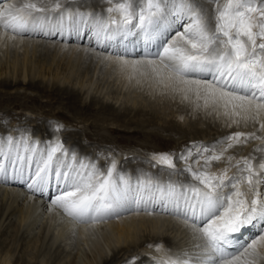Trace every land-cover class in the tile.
Listing matches in <instances>:
<instances>
[{
	"label": "snow or ice",
	"instance_id": "snow-or-ice-1",
	"mask_svg": "<svg viewBox=\"0 0 264 264\" xmlns=\"http://www.w3.org/2000/svg\"><path fill=\"white\" fill-rule=\"evenodd\" d=\"M105 11H81L88 0H0V29L16 36L38 34L46 38L65 33L88 36L96 48L86 53L112 57L122 68L149 73L165 88L204 95L259 123L264 132V0H105ZM117 14V15H114ZM142 35L145 45L157 43L154 53L129 59L112 51L120 38ZM238 110V111H237ZM227 114V113H226ZM18 130V129H17ZM57 125L55 133L66 131ZM256 131H235L211 145L186 148L176 161L171 154L154 156L169 176L189 174L191 182L167 184L151 177L137 178L117 171L112 160L106 171L80 157L62 140L44 144L28 135L0 133V178L25 185L27 191L48 196L51 206L76 222L96 221L118 214L128 203L137 211L158 210L190 225L196 254L182 253L156 264H253L259 240L240 243L236 236L259 221L264 227V148L255 156L235 159L229 149L261 140ZM210 151V149H217ZM198 165L193 168L192 163ZM226 161L218 172L207 171L213 162ZM230 169H235L229 174ZM194 182V183H193ZM51 194V195H50ZM246 245V246H245ZM231 249V250H230ZM159 250V249H158Z\"/></svg>",
	"mask_w": 264,
	"mask_h": 264
},
{
	"label": "bare ground",
	"instance_id": "bare-ground-1",
	"mask_svg": "<svg viewBox=\"0 0 264 264\" xmlns=\"http://www.w3.org/2000/svg\"><path fill=\"white\" fill-rule=\"evenodd\" d=\"M92 1L99 3L103 0ZM7 2H14V0H7ZM0 7H3L2 3H0ZM84 11L87 12L88 9ZM104 11L106 14L105 9ZM31 36L33 37H27L25 35L12 38L10 31L0 29V75L2 73L3 75L8 74L7 77L13 75L11 77V79L13 78L12 81H10L11 79L8 81L6 77L0 79V86L8 89L19 86L36 89L50 100L55 99L54 101L60 103H64L61 100L63 94H65L67 101H65L64 106L68 109L70 108L75 115L84 116L88 115L87 112L91 111V103L94 101L89 96V88L92 89L91 85L95 83L93 73L97 70L107 75L109 82L113 83L112 85L115 88H113L114 92L122 93V95L115 97V102H120L118 104L124 109L123 115L128 116L127 111H129V114L136 112L138 115H144L141 107L142 105H146V103L151 106H158L163 110L178 112L177 123L179 125L170 123L162 129L163 131L174 132L175 135L184 138L182 143L190 140L197 142L204 136L218 139L224 137L231 131H256L257 135L264 136V132H261L257 127L259 123L251 119L245 121L243 113L233 115L231 108L226 110L222 103L214 102L211 99H208L207 106H205L203 93H201L199 100L196 98L194 91L188 94V100H183V93L174 92L170 88L163 87L150 73L148 75H141L140 72L133 73L131 69L122 68L119 64L115 63L112 57L104 59L98 55L89 56L86 53V49L96 48V45L95 41L90 40L87 35L77 37L75 33H65L63 37L56 35L51 38H46L38 34H32ZM49 39H53L54 41ZM150 45H152L151 49ZM156 50L157 43L145 45L142 35L130 36L127 39L120 38L113 42L112 48V51L126 54L129 59H142L146 52L154 53ZM101 51L104 50L96 48L97 53ZM104 55L108 56V52L104 51ZM37 78L40 79L39 82L35 81ZM86 98L89 100V104L84 103V105H80V102H87ZM0 103H2V100H0ZM101 103L106 104L107 107L105 100L102 99ZM111 109L114 110L112 107ZM108 111L109 109L105 108L100 111L101 113L98 112V115L95 114L92 116L96 121L108 120L109 117L116 121L121 120L122 114H115V112ZM7 113V116L16 119L15 115ZM197 117H200L201 121L204 120L205 124V118H207L209 120L208 123L210 122L214 126L212 129L214 133H209L207 130L206 134L205 129L199 128L193 136H190V133L186 130L187 126L184 125L185 121L187 118H195L196 120ZM249 122H254L256 127H247L246 124H249ZM204 123H202V126ZM25 125H29V123H24L23 127ZM42 125L48 135V140L44 144L54 141L56 139L54 133L55 125L49 122L42 123ZM4 126H9V124L4 123ZM26 128L27 130L25 131L37 134L36 131L39 129V126ZM25 131L18 135H28L31 138L32 133H25ZM145 135L153 139L156 138V140L161 142H166L165 139L160 138L156 134L146 133ZM68 136H74V134L67 132L64 138H68ZM35 138L37 137H32L31 139L36 141L34 140ZM101 138L104 139V136H101ZM262 140L264 139L256 141L263 144L264 141ZM78 141L76 140L77 144ZM256 141L255 143H257ZM101 153L102 150H99V154ZM151 153L146 152V156L142 157L150 167L147 171H143L144 168L141 166V162H135L134 160V163H129L127 167L139 171L141 175L151 177L154 181L167 184L171 181V176H169L166 166L156 165V160L148 156L152 155L151 157L154 158L158 154H167V152H162L158 149L153 150ZM118 157L121 156L116 157L111 154L107 158V161H100L99 166L106 171V167L111 164L112 160H115L116 163L119 161ZM242 157L236 155L233 164L236 159ZM122 166L118 164V167ZM224 167L223 165L210 167V172H218ZM230 171L233 170L230 169ZM0 184H2L0 185V237H7L9 232V236L12 237L8 242H6L7 239L5 238L4 240L0 239V264H115L128 252L129 254L127 256L129 258L141 253L144 256L141 258L143 263L156 264L157 261L169 257L175 258V256L187 253L188 249L193 248L190 245V248H186L187 246L184 247L185 242L180 244L178 242L176 244V241L173 242L170 238L166 239L162 236L163 231L168 228H173L178 232L187 230V232L192 233V231L190 225L186 224L183 219L163 213L158 208L149 214L142 209L137 211L134 203L130 202L124 208L120 209L118 214L96 221L76 222L67 217L61 210L51 206L48 196L41 197L38 194L33 195L28 191L24 192L23 189L27 188L24 187L25 185H20L18 181L0 178ZM44 203H46L47 207L45 211L41 212L40 207ZM13 218L14 222L12 223ZM6 223H10V228L8 227L7 231L1 230L2 225ZM35 228H37V231H35ZM262 234H264V227L261 226L259 221H254L251 225L243 228L242 232L236 236V239L240 243L245 241L251 243L253 239L259 240V236ZM145 236L148 238L144 240ZM79 240L81 242L83 241L91 251L92 259L90 261L83 257V254H78L80 252L72 253L68 249L71 246L73 247ZM152 240L155 241L153 242ZM197 241L190 242L192 244ZM18 245L21 247L20 251L22 250L25 257L14 259V251ZM166 245H168V248ZM53 246L55 248L58 246L57 248L59 249L60 247L62 250L67 248L69 251L63 255V258L53 257L49 260L47 254ZM107 252L110 255L114 253V255L112 257L110 255L107 256ZM121 252L122 255L120 256ZM196 253L194 252V254ZM249 260L253 264H264V244L257 245L256 254L249 257Z\"/></svg>",
	"mask_w": 264,
	"mask_h": 264
},
{
	"label": "rangeland",
	"instance_id": "rangeland-1",
	"mask_svg": "<svg viewBox=\"0 0 264 264\" xmlns=\"http://www.w3.org/2000/svg\"><path fill=\"white\" fill-rule=\"evenodd\" d=\"M108 6L110 5H108L105 2V0L99 3L93 2L92 0L91 1L88 0L87 6L81 8L80 10L84 11L88 9V11H98L99 12V11H104V9L106 10ZM27 37H33V36L27 35ZM49 40L54 41L53 39H49ZM7 75H3L2 73L0 75V79H4V77H6V79L9 81V79L13 77V75L12 76L10 75L8 77ZM12 79L10 81H12ZM93 79L95 83L91 85L92 89L89 88L90 89L89 96H91L94 101H92L91 103V111L87 112L88 115H84V116L75 115L74 112L70 110V108L68 109L67 107L64 106L65 101H67L65 99V94H63L62 100H61L64 103H60L58 101H54L55 99L50 100L48 97H45L42 93H40L36 89L25 88V86H19L17 88L8 89V88H4L0 86V100H2V103H0V124H2L3 122L6 124L7 123L9 124V126H4V123L0 125V133L10 134L13 137H18L20 136L18 135L19 133L27 130L26 127L39 126L40 130L38 129L36 131L37 134H33L32 132L31 134L29 133V131H25V133L31 134L32 137H37L34 140L42 141L44 143L46 142V140H48V137H47L48 135H47V132L42 127L43 126L42 123L45 124L49 122V123L54 124L55 127L58 124L63 125L67 128L66 131H63L61 133H55V132L54 133H55L56 138L59 137L62 140L65 148L72 149V151L77 153L80 157L83 156V158H85L86 160H91L92 162L98 165L100 161L101 162L107 161L108 160L107 158H109L111 154H113L116 157L121 156V157H118L119 161H117V171L121 172L122 174L125 173L124 174L125 176L133 177L132 180L134 181H132V183L134 184V186H135V181L137 178H146V176L141 175L139 171L132 170L128 168L127 166L129 165V163H134V161L139 162V163L141 162L140 164H142L141 166H143L144 168L143 171H147V169L150 167L145 162V160L142 159L143 156H146L145 154L146 152L152 154L151 152L153 150L160 149V151L167 152V154H171L173 155V157L174 156L176 157L181 152H183L186 148H192V151L196 152V149L192 147L193 145H211L214 141L219 139V138L214 139L213 137L204 136L201 138L200 141H197L198 143L196 141L193 142L192 140L186 143H182L184 138H181L178 135H175L174 132L163 131L162 129L163 127H166L170 123L171 124L175 123L174 125H177V126L179 125L177 123L178 122L177 121L178 112H174L173 110H168V111L163 110L162 108L158 106H151V105H148L147 103L146 105H142L141 107L144 115H138L136 114V112L134 113L132 112L133 114L132 113L129 114V111H127L128 116H125L123 115L124 109H122L121 106L119 105L120 102H115V97L122 95V93L114 92L115 88L112 85L113 83L109 82V78L107 77V75L103 74L102 71L96 70L93 73ZM39 80L40 79L37 78L35 81L39 82ZM87 98H86L87 102H80V105H84V103L89 104V100H87ZM102 99L107 102V107H106V104L101 103ZM111 107L115 111L112 110ZM105 108L109 109L108 112H115V114H122L123 116H121V120L116 121V120L110 119L109 117L108 120L106 119L102 121H99V120L96 121L92 115H95V114L98 115L99 114L98 112L102 111V109H105ZM58 111L62 115L59 114ZM6 112H8L7 114L10 113V114L15 115L16 119L7 116ZM66 117H68L69 119ZM191 119L193 120L191 121ZM197 119L198 121H196ZM197 119L195 120V118H190V119L187 118V120L185 121L184 125L187 126V128H189L187 129L185 127L186 130L190 133V136H193L195 134V131H197V129L199 128L205 129L206 134H207V130L209 133L210 132L214 133V131H212L214 126L211 125L210 122L208 123L209 120L207 118H205L206 124L204 123V120L201 121L200 117H197ZM79 121H83V122H79ZM24 123L25 124L29 123V125H25L23 127ZM202 123H204L203 126H202ZM190 125H194V126H190ZM246 125L247 127H251V128L256 127V124L254 122H249V124L247 123ZM206 126H208L207 127L208 129L206 128ZM195 127L196 129H194ZM257 127L259 128V125H257ZM210 128H211V131H210ZM67 132L74 134V136H68V138H64V135ZM233 132L235 131H231L227 135ZM146 133L156 134L160 138L165 139L166 142L164 143L159 140H156V138L153 139L150 136H146L145 135ZM101 136H104V139H102ZM76 140L78 141V144ZM255 141L256 140H251V142L248 141V143L246 144L237 145L235 148L229 149V152L226 155L231 154L234 157L236 155H240L243 157L255 156L256 160L254 161V163H257V161L258 162L260 161L261 153L255 152L254 150L257 148H264V143L263 144L258 143L257 141H256L257 143H255ZM99 150H102L101 154H99ZM213 150H216V149H210V151H213ZM217 151H218V148H217ZM148 156L149 158L154 159L153 157H151L152 155L151 156L148 155ZM175 157H174V163H176L178 168L182 169L184 167L185 162L182 160L176 161ZM123 163L124 165L122 166ZM189 163H192V160H190ZM226 163H227L226 161L213 162L211 168L217 167L219 165L226 166ZM118 164H120L122 167H118ZM192 166L194 169L198 167V165L195 163H192ZM211 168L207 169V171H210ZM232 170L233 171L229 172L230 175L232 174V172L235 171V169H232ZM180 181L181 183L191 182V177L187 173L179 175V176L177 175L171 176V182L179 184ZM3 186H8V185H3ZM23 190L24 192L27 191V189L25 188ZM46 207H47L46 203L42 204L40 207V211L41 212L45 211ZM11 222L12 223L14 222V218H13V221ZM8 227L10 228V223L8 224L6 223L2 225L1 230L7 231ZM35 231H37V228H35ZM181 232H178L173 228H168L163 231L162 236L165 237L166 239L170 238L171 241L173 242L176 241L175 242L176 244L178 242H179L178 244L185 242L184 243L185 246L184 245L183 246L184 247L187 246L186 248H190V246H192L193 248L188 249L187 253L194 254V252H197L198 250L194 247V245L200 243V241L193 242L194 244L193 243L191 244L190 241L195 240L193 237V234L191 232H187V230H182ZM9 233L7 237H0V239L4 240L5 238L7 239L6 242L10 241L12 237L9 236ZM147 238L148 237L145 236L144 240ZM167 246L168 245H166V247ZM169 246H170V243H169ZM53 247H51L50 249L51 251H48V254H47L49 260L53 257L63 258L64 257L63 255L67 253L69 250L72 253L80 252L78 254H81V255L83 254V257L87 258L88 261L92 259L91 251L89 250V248L86 246V244L83 241L81 242V240L77 241L75 245H73V247L72 246L69 247L68 248L69 250L67 248L62 250L60 249V247L58 249L57 248L58 246L56 247L57 249ZM20 249L21 247L19 245L17 248H15L14 259L25 257L22 250L20 251ZM108 252H107V256L110 255L111 253L110 252L108 254ZM128 254L129 252L125 256H122L115 264H142L143 263L141 261V258L143 256L141 253L136 256L134 255L133 257L131 256L130 258L127 256ZM113 255L114 253L111 254L110 257H112ZM121 255H122V252L120 256Z\"/></svg>",
	"mask_w": 264,
	"mask_h": 264
}]
</instances>
